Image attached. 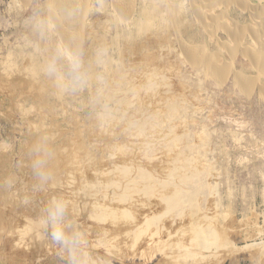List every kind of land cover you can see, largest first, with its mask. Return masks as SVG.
Listing matches in <instances>:
<instances>
[{"label": "rangeland", "instance_id": "1", "mask_svg": "<svg viewBox=\"0 0 264 264\" xmlns=\"http://www.w3.org/2000/svg\"><path fill=\"white\" fill-rule=\"evenodd\" d=\"M238 2L247 4L245 10ZM120 3L131 9L132 19L118 11ZM263 5L264 0H0V264H69L38 226L53 196L70 202V218L84 234L85 264H264V71L249 59L264 41ZM227 22L235 25L231 33L238 29L242 36L228 35ZM38 24L53 25L46 39L38 35ZM60 32L67 43L75 37L80 44L84 35L85 61L93 72L96 50L107 49L102 83L73 96L48 95L53 82L40 68L52 45H66ZM187 45L203 53L192 59ZM205 53L222 69L228 65L260 84L248 94L234 83L233 72L219 81L203 67ZM122 74L127 83H121ZM98 91L100 103L94 102ZM38 92L43 93L37 97ZM121 95L131 106L120 105ZM172 104L179 111L167 120ZM158 116L165 122L154 128ZM38 142L54 151L53 180L44 188L37 187L31 167V148ZM139 169L154 182L144 185ZM175 184L185 203L173 211L164 198ZM148 185L154 195L145 193ZM164 185L170 187L161 191ZM101 210L105 222L98 220ZM150 215L158 219L147 225ZM198 222L214 223L231 240L198 250L190 240ZM129 231L134 237H125Z\"/></svg>", "mask_w": 264, "mask_h": 264}, {"label": "clouds", "instance_id": "2", "mask_svg": "<svg viewBox=\"0 0 264 264\" xmlns=\"http://www.w3.org/2000/svg\"><path fill=\"white\" fill-rule=\"evenodd\" d=\"M66 15L71 17L73 12L68 10ZM47 28L38 24L36 31L41 39H46ZM92 63L97 71L93 72L86 64L85 52L81 44L71 37L66 45H52L41 65L40 72L53 82L57 93L61 96H73L89 88L94 82L100 84L104 81V69L109 63L106 48H98ZM102 92L97 93L94 102H101ZM31 167L37 180V187L44 188L53 180V173L49 162L54 156V151L48 142H38L31 148ZM38 226L49 236L58 247L62 256L66 257L69 264H85L82 258L84 234L79 230L75 221L70 218V202L63 196H53L41 210Z\"/></svg>", "mask_w": 264, "mask_h": 264}, {"label": "bare ground", "instance_id": "3", "mask_svg": "<svg viewBox=\"0 0 264 264\" xmlns=\"http://www.w3.org/2000/svg\"><path fill=\"white\" fill-rule=\"evenodd\" d=\"M213 2H214V0H212ZM74 2V1H73ZM192 2V1H191ZM196 2V1H195ZM134 3V2H133ZM168 4V3H167ZM247 5L246 3H240V2H238V3H236V5L239 7H241V9L242 10H245V5ZM118 5V4H117ZM173 5V4H172ZM218 5V4H217ZM234 5V4H233ZM252 5V4H251ZM196 6H197V4H196ZM264 6V5H263ZM133 7V6H132ZM131 7V8H132ZM117 9H118V11L122 14V16L124 15V14H126L127 16L126 17H128L127 19H132V17H133V13H132V11H131V9L130 8H125L123 5H121V3H120V5H118V7H116ZM135 8V7H134ZM263 8V7H262ZM133 9V8H132ZM264 9V8H263ZM87 10V9H86ZM247 10V9H246ZM256 13H259V12H256ZM88 14V13H87ZM255 13L253 12V15H254ZM260 14V13H259ZM262 14H264V13H261V15ZM170 15V14H169ZM206 16V15H205ZM208 16V15H207ZM257 16L258 15H256L255 16V18L254 19H257ZM138 17V16H137ZM222 18V17H221ZM210 19V18H209ZM220 19V18H219ZM218 19V20H219ZM264 19V18H263ZM54 20V19H53ZM211 20H213V19H211ZM215 20V19H214ZM221 20V19H220ZM224 20V19H223ZM232 20V19H231ZM51 21H52V19H51ZM225 21V20H224ZM122 23V22H121ZM206 23V22H205ZM209 23V22H208ZM210 23H211V21H210ZM223 23V22H222ZM226 23V22H225ZM225 23H223V24H225ZM220 24V23H219ZM141 27L143 26V25H141V24H139ZM210 25V24H209ZM233 26H235L233 23L231 24V23H229V22H227V26L225 27V32L228 34V35H232L233 37H239V36H242V34H241V31L240 30H236V31H234V33H231L230 31L231 30H234V28H233ZM205 27V26H204ZM210 27V26H209ZM59 28V27H58ZM233 28V29H232ZM249 28H251V27H249ZM248 28V29H249ZM220 29V28H219ZM223 30V29H222ZM252 30V29H251ZM250 30V31H251ZM260 30V29H259ZM209 31V30H208ZM240 31V32H239ZM254 31V30H253ZM64 33V32H63ZM249 33V32H248ZM250 33H252V32H250ZM255 33V32H254ZM259 33V32H258ZM257 33V34H258ZM60 34H61V32H60ZM217 34V33H216ZM215 34V35H216ZM220 35V34H219ZM254 36H256V34L255 35H253L252 37H254ZM77 37V36H76ZM84 35L81 37V42H80V44L81 45H83V42H84ZM61 38H62V40H63V43L64 44H68L67 43V39H66V37L63 35V34H61ZM235 38V39H236ZM241 38V37H240ZM239 38V39H240ZM57 39V38H56ZM260 39H257L256 41L258 42ZM182 41V40H181ZM261 42V41H260ZM260 42H258V43H260ZM263 43H264V41H263ZM262 42L260 43L261 45L259 46V48H260V53L259 54H257L256 53V55H250L249 57V59H251V61L253 62V64L255 65V67L256 68H258L259 70H260V72H263L264 71V44H263ZM184 44V43H183ZM185 46V45H184ZM191 46V45H190ZM190 46H186V49H185V51H186V54L188 53L189 55H192L191 56V58L193 59H196L195 57H197L198 55H200V54H202L201 53V51H198V50H195V49H191L190 48ZM258 47V46H257ZM47 48V47H46ZM185 48V47H184ZM199 48V47H198ZM256 48V47H255ZM208 49V48H207ZM227 49V48H226ZM248 51H250V50H248ZM247 51V52H248ZM258 51H259V49H258ZM224 52V51H223ZM199 53V54H198ZM198 54V55H197ZM207 53H205V54H203V60H202V62H203V67H205V69L206 70H208L209 72H211L212 73V76H215L219 81H221V82H223L225 79H226V77L228 76V75H230V73L231 72H233L234 73V83L238 86V87H240L241 89H242V91L243 92H245V93H248L249 94V92H250V90L252 91L253 89H252V87H253V85L254 84H256V82L253 84V82H251L248 78H246V76L242 73V72H237L236 70V72L233 70V68H227L228 67V65H227V67H226V69H222V67H223V65H222V63H220L222 66H220V64H219V61H218V59L217 58H215L214 56H211V55H206ZM210 54H211V52H210ZM244 57V56H243ZM190 58V59H191ZM198 58V57H197ZM189 59V58H188ZM187 59V60H188ZM201 61V60H200ZM197 62V61H196ZM109 67V66H108ZM198 67H199V65H198ZM231 67V66H230ZM234 67V66H233ZM163 68V67H162ZM236 67H234V69H235ZM204 69V70H205ZM264 73V72H263ZM39 73H38V71H36V73H35V75H38ZM150 74V73H149ZM209 75V74H208ZM260 75H261V73H260ZM264 75V74H263ZM122 76H124L123 78H125V80H123L121 83H123V82H126L127 83V81H128V78H127V76H125V75H123L122 74ZM147 76H149V75H147ZM147 76H145L146 78H147ZM152 76H155V74H152L149 78H150V81H153L154 79L152 78ZM231 76V75H230ZM122 78V79H123ZM147 80L149 81V79L147 78ZM217 80V81H218ZM261 82V81H260ZM152 83V82H151ZM153 83H154V81H153ZM258 84H260L259 82H257ZM119 84H120V82H119ZM257 84V85H258ZM129 85V84H128ZM162 85V84H161ZM126 86V88H127V85H125ZM259 86V85H258ZM149 87V86H148ZM157 87V86H156ZM52 88L53 89H50V91L48 92V95L50 94V93H56L57 94V90L55 89V87H54V85L52 86ZM264 88V87H263ZM45 89V88H44ZM153 91L155 90V89H152ZM37 91V90H36ZM254 91V90H253ZM260 91H261V89H260ZM43 92L45 93V90H43ZM43 92H38V94H37V97L39 96V95H41L40 93H43ZM124 92H125V90H124ZM123 93V92H122ZM262 96H264V90H262ZM126 94H128V93H126ZM122 97H124V100H122L121 101V106L126 102L127 103V105H129V106H131L129 103H130V100H129V98L128 97H126V95L124 96V95H121ZM41 97H43V96H41ZM43 99V98H42ZM132 102V101H131ZM175 104V103H174ZM141 105V104H140ZM140 107V106H139ZM174 107V105L172 104V105H170V114H169V116H167V120H169V119H173V118H175L176 116H177V114H178V107H175V108H173ZM122 109V108H121ZM124 109V108H123ZM126 110L128 109V107L127 108H125ZM126 112V111H125ZM137 112V111H136ZM126 113H128V111L126 112ZM122 114H123V112H122ZM138 114V113H137ZM105 116V115H104ZM127 116H128V114H127ZM126 117V116H125ZM132 117V116H131ZM130 117V118H131ZM162 117V116H161ZM110 118V117H109ZM126 118H128V117H126ZM105 121H103V123H104ZM142 122V121H141ZM144 122V121H143ZM165 122V120L163 119V118H160L159 116L158 117H156V118H154V120L151 122L152 124H153V126H154V128H155V126H156V128H158V126H162L163 125V123ZM106 123V122H105ZM147 123H149V121L147 122ZM146 123V124H147ZM150 123V124H151ZM149 124V125H150ZM166 124V123H165ZM148 125V124H147ZM146 125V126H147ZM149 125H148V127H149ZM140 126V125H139ZM145 126V125H144ZM152 126V127H153ZM151 127V129H153ZM147 130V129H146ZM146 130H144V132H143V134H145V131ZM149 130H150V128H149ZM155 130V129H154ZM142 131V130H141ZM148 131V130H147ZM156 131H158L159 132V130H156ZM154 132V131H153ZM171 132H173V131H171ZM126 133V132H125ZM142 133V132H141ZM155 133V132H154ZM168 134V133H167ZM167 134H166V136H167ZM171 134V133H170ZM174 134H175V131H174ZM155 136H156V134H155ZM158 136V135H157ZM170 136V135H169ZM146 137V136H145ZM144 137V138H145ZM170 137H173V136H170ZM147 138V137H146ZM145 145V144H144ZM147 145V144H146ZM150 146V145H149ZM140 147V146H139ZM142 148V147H141ZM147 151H148V149L146 148V147H144ZM149 148V147H148ZM145 149H143V150H145ZM122 150V149H121ZM150 150V149H149ZM156 150V149H155ZM155 150L154 151H152V153L153 152H155ZM151 151V150H150ZM149 151V152H150ZM122 152V151H121ZM149 152H147V153H149ZM124 153V152H123ZM151 153V152H150ZM149 153V154H150ZM154 154H156V153H154ZM151 155V154H150ZM148 157V156H147ZM145 159V158H144ZM147 159V158H146ZM139 161H141V160H139ZM129 162V161H128ZM133 162V161H132ZM127 163V162H126ZM135 164V163H134ZM116 165V164H115ZM110 166V165H109ZM130 167V166H129ZM110 168H111V166H110ZM174 171H173V176L176 174V170H178V169H176V166H174ZM159 169V168H158ZM121 170V169H120ZM147 170V169H146ZM107 171H110V170H107ZM136 171H137V169H136ZM139 171H141L142 172V169H139ZM111 172H113V170L111 171ZM128 172H129V170H128ZM126 173L125 172V174L124 175H127V174H130V173ZM171 172V171H170ZM100 173V172H99ZM110 173V172H109ZM150 173V172H149ZM147 174V173H145L144 172V170H143V172L141 173V175H140V179L141 180H143L142 181V183H144V185H145V183H148V182H154V180L151 178V176H150V174ZM103 174V173H102ZM180 174V173H179ZM96 175H97V173H96ZM153 175V174H152ZM98 176V175H97ZM102 176V175H101ZM129 176V175H128ZM177 176V175H176ZM72 177V176H71ZM107 177H108V174H107ZM120 177V176H119ZM127 177V176H126ZM130 177H132V176H130ZM170 177H172V173H171V176ZM66 178V177H65ZM111 178V177H110ZM122 178V177H121ZM137 178V177H136ZM136 178L135 177H133V179L136 181ZM163 178V177H162ZM173 178H175V177H173ZM172 178V179H173ZM97 179V178H96ZM109 179V178H108ZM123 179H124V177H123ZM138 179V178H137ZM139 179V180H140ZM152 179V181H149V180H151ZM156 180V179H155ZM158 180V179H157ZM157 180H156V182L155 183H157ZM171 180V179H170ZM111 182L112 181H114V180H110ZM109 181V184L111 183ZM133 181V180H132ZM135 181H133V182H135ZM165 183H167V181L166 180H163ZM125 182H126V180H125ZM128 182V181H127ZM131 182V181H130ZM130 182H128L129 184H130ZM138 183L140 182L141 183V181H137ZM69 183V182H68ZM114 184H113V186L115 185V182H113ZM117 183V182H116ZM132 183V182H131ZM164 183V184H165ZM67 184V183H66ZM106 184V183H105ZM118 184V183H117ZM116 184V185H117ZM133 184V183H132ZM159 184H161V181H160V183ZM163 184V183H162ZM62 185V184H61ZM108 185V184H107ZM121 185H123V183L121 184ZM140 185V184H139ZM74 186V185H73ZM135 186H137V185H135ZM156 186V185H155ZM161 186V185H160ZM165 186V185H164ZM167 186H169V185H166L165 187H160L161 188V191H162V189H166V187ZM175 187L177 186L176 184L174 185ZM66 187V186H65ZM110 187H111V185H110ZM116 187V186H115ZM122 187V186H121ZM126 187H131V184L130 185H127ZM138 187V186H137ZM153 186H147L146 187V189H145V193L148 195H151V194H153V191H155V190H153V188H152ZM170 187V186H169ZM145 188V187H144ZM158 188V187H157ZM124 189V188H123ZM126 189V188H125ZM123 190V191H126V190ZM133 189H134V187H133ZM154 189H156V188H154ZM176 190L173 192V194H171L170 196H168V197H165L164 198V200L166 201V203H167V206H168V210L169 209H171V210H173V211H175V210H177V209H180L182 206H183V204L185 203V201H183L182 200V190H181V188H180V186H177L176 188H175ZM142 190H144V189H142ZM131 191H134V190H132L131 189ZM130 191V192H131ZM135 191H138L137 190V188H135ZM140 191V190H139ZM158 191V190H157ZM141 192H143L144 193V191H141ZM139 193V194H142V193ZM156 192V191H155ZM125 192H123V194H124ZM127 193V192H126ZM125 193V194H126ZM134 193V192H133ZM136 193V192H135ZM134 193V194H135ZM144 193V194H145ZM122 194V193H121ZM120 194V195H121ZM125 194L123 195V196H125ZM145 194V196H147ZM154 195V194H153ZM157 195V194H156ZM126 196H127V194H126ZM132 196H133V194H132ZM131 196V197H132ZM128 197V196H127ZM148 197V196H147ZM155 197V196H154ZM110 198V197H109ZM125 199V198H124ZM161 199V198H160ZM131 200H133V199H131ZM148 200V199H147ZM118 202V201H117ZM107 203V202H106ZM105 203V204H106ZM132 203V202H131ZM145 203V202H144ZM143 203V204H144ZM163 203H165L164 201H163ZM95 204V203H94ZM104 204V203H103ZM104 204V205H105ZM113 204V203H112ZM118 204V203H117ZM120 204V203H119ZM126 204V203H125ZM130 204V203H129ZM148 204V203H147ZM162 204V203H161ZM121 205H123V204H121ZM145 205V204H144ZM92 206H95V205H92ZM97 206V205H96ZM98 206H100V205H98ZM124 206V205H123ZM134 206V205H133ZM149 206V205H148ZM167 206H166V209H167ZM100 207H102V206H100ZM157 207V206H156ZM94 208V207H93ZM110 208V207H109ZM109 208H107V209H109ZM115 208V207H114ZM125 208V207H124ZM129 209H130V207H128ZM127 208V209H128ZM132 208V210H133V208L134 207H131ZM143 208H144V206H143ZM161 208V205H160V207L159 208H157V209H160ZM100 209V208H99ZM107 209H103V210H107ZM111 209V208H110ZM135 209H138L137 208V205H136V208ZM93 210V209H92ZM103 210H101L102 212V214H100V212H99V214L100 215H98L97 217H98V220L100 219V221L101 220H104V222L106 221V219H104L105 218V213H104V211ZM115 210H117L118 212H119V214L122 212V210H121V212L119 211V209H115ZM123 210H125L126 211V209H123ZM131 210V211H132ZM140 210V209H139ZM168 210H166V211H168ZM170 210V211H171ZM99 211V210H98ZM108 211V210H107ZM125 211L124 212H122V213H124V214H126L125 213ZM153 211V210H152ZM96 212V211H95ZM110 212H111V210H110ZM149 212V211H148ZM160 212V211H159ZM162 212V211H161ZM164 212V211H163ZM172 212V211H171ZM108 212H106V214H107ZM115 213V211H112L111 213H109V214H111V215H113V214ZM121 213V214H122ZM129 213V212H128ZM127 213V214H128ZM134 213V212H133ZM164 213H166V212H164ZM109 214H107V216H110L111 217V215H109ZM116 214H117V212H116ZM116 214H114V216L116 215ZM124 214H122V215H124ZM143 214V213H142ZM154 214V213H153ZM169 214H170V212H169ZM96 215H97V213H96ZM122 215H120V216H122ZM139 215V214H138ZM165 215V214H164ZM166 215H167V213H166ZM93 216V215H92ZM106 216V217H107ZM114 216H113V219H114ZM126 216V215H125ZM125 216L123 217V218H121V217H118L120 220H122V219H127L128 217L126 216V218H125ZM129 216V215H128ZM131 216V215H130ZM151 216V215H150ZM153 216H155V215H153ZM159 218H160V216H162V215H160V213L157 215ZM108 218V219H110V221L112 222V220H111V218ZM131 217H133V216H131ZM131 217H129V218H131ZM135 217V216H134ZM156 217V216H155ZM208 217V216H207ZM103 218V219H102ZM117 218V216H116V219H115V221L118 219ZM145 218V217H144ZM151 218V220H149V221H147V218H146V222L145 223H147V222H151V221H153V220H155L156 221V219H158V218H154V217H150ZM205 219H206V217H204ZM215 218V217H214ZM139 219V218H138ZM143 219V218H142ZM208 219V218H207ZM210 219V218H209ZM212 220L211 221H213L214 222V220L215 219H213V218H211ZM131 220H136L135 218H133V219H131ZM131 220H129L128 219V221L129 222H131ZM190 220V219H189ZM107 221H109V220H107ZM154 221V222H155ZM208 221V220H207ZM103 222V221H102ZM117 222V221H116ZM119 222V221H118ZM135 222V221H134ZM154 222H152L153 224H154ZM157 222H159V221H157ZM196 222V221H195ZM115 223V222H114ZM120 223V222H119ZM156 223V222H155ZM199 223V222H198ZM205 223L207 224V222L205 221ZM112 224H113V222H112ZM118 224V223H117ZM121 224V223H120ZM134 224H136V223H134ZM210 224V223H209ZM214 224V223H213ZM213 224H211V225H209V226H207V227H203L204 226V224H203V226H202V223H199V224H197L196 226H193V228H191V230H192V233L191 232H188V233H191V236L192 237H190L191 239V242L194 244L193 246H197V247H199V249L198 250H207V249H209L211 246L210 245H214V243L216 244H218L220 241L221 242H223V243H228L229 242V240H231L230 238H227L226 237V235H223V234H221V233H218V231H217V227L216 228H214V227H212L213 226ZM119 225V224H118ZM127 225H128V223H127ZM147 225H150V223L148 224L147 223ZM187 225V224H186ZM132 226V225H131ZM140 226H145V225H140ZM152 226V225H151ZM216 226V225H215ZM114 227H115V224H114ZM120 227V226H119ZM143 227H141L140 228V232H141V229L143 228ZM165 227V226H164ZM168 227V226H167ZM159 228V227H158ZM184 228V227H183ZM236 228V227H235ZM124 229V228H123ZM148 229V228H147ZM162 229V228H161ZM172 229V228H171ZM254 229V228H253ZM136 230H137V228H136ZM153 230V229H152ZM151 230V231H152ZM164 230H166V229H162V231H164ZM181 230V228L179 229V231ZM144 231V230H143ZM104 232V231H103ZM130 232L132 233V231H129V233L128 234H125V237H126V235L128 236L129 234H130ZM135 232V231H134ZM138 232L140 235H142V233H145V231L144 232ZM155 232V231H154ZM159 232L160 231H158V234H159ZM169 232V231H168ZM221 232V231H220ZM107 233V232H106ZM138 233H136V234H138ZM152 233V232H151ZM133 234V233H132ZM132 234H130V235H132ZM155 234H157V233H155ZM134 235L135 234H133V237H134ZM153 235H154V233H153ZM160 235V234H159ZM178 235V234H177ZM176 235V236H177ZM190 235V234H189ZM253 235V234H252ZM105 237H106V235H104ZM123 236V235H122ZM148 236V235H147ZM187 236V235H186ZM130 237H132V236H130ZM136 237V236H135ZM138 237H140L139 235H137V238ZM146 238V237H145ZM105 239H107V237L105 238ZM136 239V238H135ZM182 239H183V237H182ZM127 240V239H126ZM116 241H118V239L116 240ZM132 241H134V239L132 240ZM128 242V241H127ZM135 242V241H134ZM181 242V241H180ZM223 243L221 244V243H219V244H221L222 245V247H223ZM126 244V243H125ZM131 244V243H130ZM186 246V245H185ZM220 246V245H219ZM227 246V245H226ZM236 246V245H235ZM221 247V246H220ZM201 248V249H200ZM224 248H226V247H224ZM259 248V247H258ZM233 249V248H232ZM260 249V248H259ZM183 250V249H182ZM197 250V251H198ZM202 250V251H203ZM262 250V252L264 253V245L262 246V248L260 249V251ZM196 251V250H195ZM195 251L193 252V253H195ZM220 251V250H219ZM218 251V252H219ZM259 251V250H258ZM197 253V252H196ZM195 253V254H196ZM199 253V252H198ZM212 253V252H211ZM170 255V254H169ZM192 255V254H191ZM258 255H259V252H258ZM262 255V254H261ZM175 256H177V255H175ZM264 256V255H263ZM181 258V257H180ZM259 258V257H258ZM260 260H261V258H260ZM263 261V260H262ZM191 262V261H190ZM185 263V262H184ZM259 263H260V261H259ZM262 263V262H261ZM260 263V264H261ZM218 264V263H217Z\"/></svg>", "mask_w": 264, "mask_h": 264}, {"label": "crops", "instance_id": "4", "mask_svg": "<svg viewBox=\"0 0 264 264\" xmlns=\"http://www.w3.org/2000/svg\"><path fill=\"white\" fill-rule=\"evenodd\" d=\"M250 18H252L251 14H250Z\"/></svg>", "mask_w": 264, "mask_h": 264}]
</instances>
